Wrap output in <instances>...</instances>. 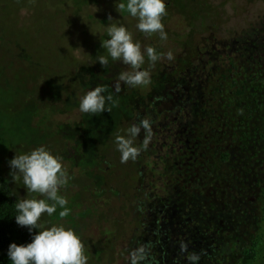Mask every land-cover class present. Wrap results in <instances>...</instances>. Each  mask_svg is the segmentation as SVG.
<instances>
[{
  "label": "rangeland",
  "instance_id": "374dc122",
  "mask_svg": "<svg viewBox=\"0 0 264 264\" xmlns=\"http://www.w3.org/2000/svg\"><path fill=\"white\" fill-rule=\"evenodd\" d=\"M54 1L0 0V151L7 157L5 171L11 173L10 161L16 154L30 152L41 145L61 155L71 177L61 189L68 200L66 207L71 210L70 219L49 220L45 214L41 223L46 227L63 224L75 229L85 243L86 254L94 248V260L89 259L88 264H130L129 252L138 246L127 241L135 231L128 223L129 209L121 220H118L120 216L115 219L118 202L108 200L110 209L106 219L114 221L118 230L116 233L103 228L101 235L99 229L94 233L90 226L94 225V219L95 224H101L99 211L87 212L88 187L94 188L98 183L121 186L120 178L132 174L130 163H121V154L114 142L115 136L122 134L116 117L119 111L113 107L110 113L105 111L90 119V124L101 125L96 132L92 130L90 145L95 150L101 148L112 158L110 166L114 167L108 170L104 164L96 169L97 163L85 161V136L78 121L81 111L78 115L73 113V107L79 105L80 97L88 91L87 70L96 75L97 80L93 81L97 82L89 84L92 88L96 83L110 81L111 75L117 79L121 71L127 70L118 61L110 60L106 69L96 60L99 55H107L101 47V42L109 38L107 27L112 23L124 24L144 46L152 45L158 52L173 53V60H160L154 67L146 57L143 67L151 71V83L142 86L146 92L168 69L172 70L170 75H176L173 68L178 63L195 61L191 64H196L198 59L215 58L216 54L208 48L221 50L222 44L231 40L243 42L246 34H255L257 26H264V0H165L166 41H161L158 34L145 37L136 29L135 18L117 11L116 4L126 0H57V4ZM25 2L30 5L24 7ZM109 16L113 18L111 21ZM189 68L192 81L200 83L205 74L198 66ZM114 85L115 82L107 84L109 92H115ZM194 85L198 88L194 83L190 87ZM124 87L122 84L121 89ZM137 88L133 90L142 92ZM190 94L194 95L195 91ZM158 110L155 107L154 114ZM143 118L147 117L141 114L138 120ZM157 119V122L163 121ZM98 161L100 158L95 160ZM15 185L30 198L22 177ZM60 210L57 208L55 216ZM118 233L123 235L119 237L122 241H113L116 239L110 236Z\"/></svg>",
  "mask_w": 264,
  "mask_h": 264
},
{
  "label": "flooded vegetation",
  "instance_id": "af4514ba",
  "mask_svg": "<svg viewBox=\"0 0 264 264\" xmlns=\"http://www.w3.org/2000/svg\"><path fill=\"white\" fill-rule=\"evenodd\" d=\"M54 2L57 4V0ZM29 5L25 2L23 6ZM255 29L256 33L246 34L243 42L231 40L222 44L221 50L208 48L216 54L215 58L198 59L196 64H191L195 61L178 63L175 69L173 68L176 72L174 76L170 75L171 68L168 69L166 75L161 76L149 87L151 92L149 89L143 92L142 86L138 87L142 92L134 91L133 87L126 85L119 93L113 92L114 98L121 100V104L114 108L119 111L116 117L122 134H125L126 129L133 123H138L142 114L151 121L153 136L147 150L142 151L135 161H128L132 174L120 178L121 186L98 183L94 188H87V212L89 214L97 209V215L100 217L98 220L101 221V224H95L97 220L94 219V225L90 224L91 231L94 229L93 232L96 233L99 229L101 235L103 228L114 232L118 230L114 221L106 219L109 214L107 210L110 209L107 201L114 199L118 202L115 219L120 216L118 220H121L128 209L131 214L128 223L136 232L127 237L128 242L135 245L139 241L164 242L166 236L162 231L167 225H179L176 231H181L185 226L186 190L192 181L196 185V216L202 222L207 218L211 225L227 224L226 221L223 222L224 212L220 213L219 210H227L231 201L237 202L242 210L255 206L257 195L264 202V140L258 144L255 139L248 138L243 140L245 145L240 148L236 146L233 138H230L232 131L229 126L220 121L222 114L234 113L235 103L231 98L236 97V92L250 91V94L255 96L262 93L264 26H257ZM189 66H198L200 72L205 74L200 83L192 81L191 75H188L191 72ZM85 78L86 86L90 90V85L97 82L93 81L97 80L96 75L87 70ZM110 79L104 85L116 81L113 75ZM193 83L197 84L198 88L195 85L191 88ZM193 91L195 94L191 95ZM208 95L211 97L210 103L204 101ZM162 103L165 105L161 106ZM155 107L159 110L154 114ZM73 110V113L78 115L79 105L73 107ZM192 110L195 111L194 118ZM80 114L78 121L82 123L85 136V161L97 163L96 169L101 164H104L105 170L113 168L114 166H110L112 158L104 154L101 148L95 150L90 145L92 130L96 132L101 126L90 124V119L97 115L91 116L82 112ZM157 118L163 121L157 122ZM143 136L144 133L141 132L137 144L142 142ZM222 151L227 154L222 155ZM238 151H243V154H237ZM98 158L100 161L95 162ZM122 183L129 186L122 187ZM88 184L90 185V182ZM142 232L145 237L143 239L139 237ZM105 234L102 236L106 237ZM156 234L163 237V240L157 239ZM110 237L116 239L113 241H122L119 237L123 235L118 233ZM162 253L165 254V251ZM156 254L151 251L150 257H155Z\"/></svg>",
  "mask_w": 264,
  "mask_h": 264
},
{
  "label": "clouds",
  "instance_id": "9594fccd",
  "mask_svg": "<svg viewBox=\"0 0 264 264\" xmlns=\"http://www.w3.org/2000/svg\"><path fill=\"white\" fill-rule=\"evenodd\" d=\"M119 13L127 12L137 20L136 29L145 37L159 35L161 41L167 40V33L163 18L167 15L165 0H126L116 4ZM109 21L113 18L109 16ZM109 38L101 42V47L107 55H99L97 59L102 67L107 68L110 60L120 62L127 66L121 71L115 81V92L121 91V86L129 87L147 86L151 83V71L145 65L146 57L149 65L154 67L156 62L174 59L173 53L158 52L152 45L144 46L135 38L124 24L112 23L107 27ZM94 34V33H93ZM119 106V100L109 92L108 86L99 84L88 90L80 97L79 110L89 115H100L113 107ZM144 133L143 140L137 144V138ZM153 136L152 123L148 118L133 123L125 134L115 136V144L120 152L121 163L129 160L135 161L142 151H146ZM12 169L10 175L16 183L23 180L30 198L20 199L15 203L17 215L16 223L27 227L33 234L32 240L27 244L9 245L8 256L11 264H88L85 243L81 236L72 227L63 224H52L46 227L41 218L47 214L49 217L60 208L59 217L66 218L70 209L66 207L67 198L61 194L71 177L63 163V157L54 154L46 146H39L30 152L16 154L10 161ZM35 194V195H32ZM180 251L187 252L188 246L180 242ZM151 244H141L129 252L130 264H152L150 260ZM190 264H197L199 254L193 252L187 256Z\"/></svg>",
  "mask_w": 264,
  "mask_h": 264
},
{
  "label": "trees",
  "instance_id": "16d2710c",
  "mask_svg": "<svg viewBox=\"0 0 264 264\" xmlns=\"http://www.w3.org/2000/svg\"><path fill=\"white\" fill-rule=\"evenodd\" d=\"M185 82L187 83V80ZM262 86V93L257 96L251 95L250 91L236 92V97L231 98L235 103L234 113H224L220 116V121L226 123L232 131L230 138H233L236 146L240 148L244 147L245 139H255L258 144L264 140V83ZM204 101L210 103V95ZM191 113L194 118L195 111L192 110ZM236 153L243 154V151ZM221 154L225 155L227 152L222 151ZM6 161V155L0 151V264H11L8 256L11 243H30L37 231L33 229L30 232L27 227L16 223L15 215L18 213L15 203L26 198L27 194L20 192L11 175L5 171ZM195 188V182H189L183 229L176 231L179 225H167L162 231L166 240L150 243L151 251L157 253V256L150 257L152 264H190L187 256L193 252L200 256L197 264H264V202L260 200L259 195L255 197L256 205H252L249 210H242L237 202L235 204L231 201L227 210H219L220 213L224 212L223 222L226 221L227 224L215 226L209 224L207 218L202 222L196 216ZM46 216L49 220L59 218V214ZM68 217L70 219V216ZM156 235L157 239L163 240V237ZM139 237L143 239V232ZM182 240L188 246L186 253L180 251ZM141 244L146 243L139 241L136 246ZM162 251H165V254ZM93 252L94 248L88 250L86 255L89 259H93Z\"/></svg>",
  "mask_w": 264,
  "mask_h": 264
}]
</instances>
